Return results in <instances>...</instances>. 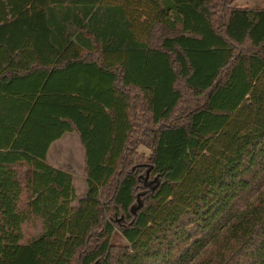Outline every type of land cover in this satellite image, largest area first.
I'll return each mask as SVG.
<instances>
[{
    "label": "trees",
    "instance_id": "1",
    "mask_svg": "<svg viewBox=\"0 0 264 264\" xmlns=\"http://www.w3.org/2000/svg\"><path fill=\"white\" fill-rule=\"evenodd\" d=\"M234 1L0 0V264H264V7Z\"/></svg>",
    "mask_w": 264,
    "mask_h": 264
},
{
    "label": "rangeland",
    "instance_id": "2",
    "mask_svg": "<svg viewBox=\"0 0 264 264\" xmlns=\"http://www.w3.org/2000/svg\"><path fill=\"white\" fill-rule=\"evenodd\" d=\"M234 4L264 7V0H235ZM244 101L249 102L248 98ZM140 148L145 149L143 146H140ZM47 161L71 173L76 197L70 202V205L71 207L76 206L78 199L85 194L87 187L84 172V147L80 143L78 135L75 132L67 131L60 138L54 140L48 149ZM40 229L41 221L36 218L35 223L29 228V232L35 234ZM112 241L125 243V239L118 232L112 235Z\"/></svg>",
    "mask_w": 264,
    "mask_h": 264
}]
</instances>
